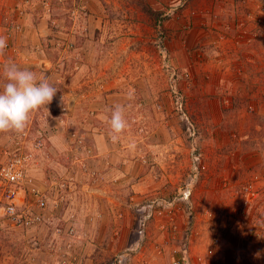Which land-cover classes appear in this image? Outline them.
I'll return each instance as SVG.
<instances>
[{
    "label": "rangeland",
    "instance_id": "374dc122",
    "mask_svg": "<svg viewBox=\"0 0 264 264\" xmlns=\"http://www.w3.org/2000/svg\"><path fill=\"white\" fill-rule=\"evenodd\" d=\"M0 37V88L13 62L58 90L0 133L50 210L0 217V264H264V0H0Z\"/></svg>",
    "mask_w": 264,
    "mask_h": 264
},
{
    "label": "clouds",
    "instance_id": "9594fccd",
    "mask_svg": "<svg viewBox=\"0 0 264 264\" xmlns=\"http://www.w3.org/2000/svg\"><path fill=\"white\" fill-rule=\"evenodd\" d=\"M6 47V39L0 37V54ZM3 76L6 82L0 88V133H23L31 115L42 107L46 108L58 90L47 78L38 79L34 72L22 70L13 62L4 66ZM109 111L111 116L108 122L114 133L112 139L116 140L127 127L124 109L117 105Z\"/></svg>",
    "mask_w": 264,
    "mask_h": 264
},
{
    "label": "built area",
    "instance_id": "2783aa9c",
    "mask_svg": "<svg viewBox=\"0 0 264 264\" xmlns=\"http://www.w3.org/2000/svg\"><path fill=\"white\" fill-rule=\"evenodd\" d=\"M23 132L21 136L26 137ZM3 151V152H2ZM2 152V153H1ZM0 155V217L15 230L27 231L40 227L47 212V200L39 191L27 192L28 168L32 165V155L24 152L17 143L13 149L1 150ZM61 230H57L60 232ZM141 233V232H139ZM26 261L17 260L15 264ZM188 263L187 252L171 264ZM75 264V263H71Z\"/></svg>",
    "mask_w": 264,
    "mask_h": 264
},
{
    "label": "crops",
    "instance_id": "0c3cea01",
    "mask_svg": "<svg viewBox=\"0 0 264 264\" xmlns=\"http://www.w3.org/2000/svg\"><path fill=\"white\" fill-rule=\"evenodd\" d=\"M112 97H115V96H112ZM111 97V99H113ZM116 99V98H115ZM114 99V100H115ZM106 148L104 147V150H105ZM104 150H103V143L102 144H100L99 145V155H102V156H104V154H105V152L107 151H105L104 152ZM97 155V154H96ZM92 162V161H91ZM121 169H124L123 167L121 168ZM122 175V177H124V178H126V176L122 173L121 174ZM58 200H55V199H52V201H50V207L51 208H54L52 211V213H57L58 214V212L60 213V215L58 216L57 215V217H60V218H58V221H61V219H65V220H67V223H69V224H71V225H73L74 227H73V229H76V230H78V223H75V220H74V217L73 216H69V215H67L69 212H72L70 209V207L69 208H67L66 206H65V204H63V201H59V202H57ZM87 203H88V201H87ZM58 206V208L57 209H55L56 207ZM75 207V206H74ZM77 207V206H76ZM65 208H67L68 209V212L65 210ZM50 209V208H49ZM47 211H50V210H47ZM72 213H75V212H72ZM86 215V219L89 217V214H85ZM75 216H76V214H75ZM56 217V218H57ZM80 218H81V216H80V214H79V220H80ZM76 220H77V216H76ZM79 223H80V221H79ZM76 242V245H78V243H77V241H76V239H75V241H74V243ZM79 262L78 261H76L75 262V264H78Z\"/></svg>",
    "mask_w": 264,
    "mask_h": 264
}]
</instances>
